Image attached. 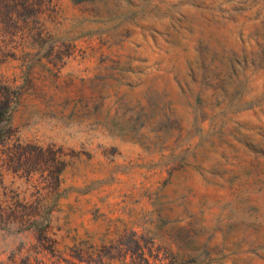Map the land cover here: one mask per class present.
<instances>
[{
	"label": "rangeland",
	"instance_id": "1",
	"mask_svg": "<svg viewBox=\"0 0 264 264\" xmlns=\"http://www.w3.org/2000/svg\"><path fill=\"white\" fill-rule=\"evenodd\" d=\"M0 264H264V0H0Z\"/></svg>",
	"mask_w": 264,
	"mask_h": 264
}]
</instances>
